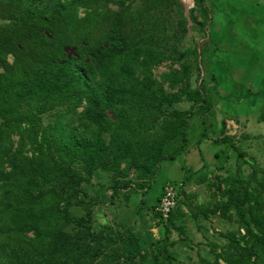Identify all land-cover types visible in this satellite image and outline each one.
Wrapping results in <instances>:
<instances>
[{"label":"rangeland","instance_id":"obj_1","mask_svg":"<svg viewBox=\"0 0 264 264\" xmlns=\"http://www.w3.org/2000/svg\"><path fill=\"white\" fill-rule=\"evenodd\" d=\"M204 1L207 13L196 0H164L147 10L142 0L23 2L25 7L46 12L63 2L67 5L71 29L84 33L94 31L96 35L109 31L104 26L103 13L124 12L128 22L121 34L129 44L140 48V59L146 58L145 52L150 50L156 55L145 73H140L142 68L136 67L137 75L155 79L177 98L171 107L155 114L149 122L135 124L141 139L149 141L160 137V126L171 116L169 111L190 112L186 126L187 147H193L190 154H195L197 160L191 166L184 162L182 155L174 162L161 160L148 168H136L129 158H119L115 172L96 165L87 177L82 162L73 164L85 180L79 184L78 192L67 198L72 215L83 216L90 207L92 228L104 232L110 239L105 243L110 246L121 243L118 238L121 233L133 232L141 244L145 264H156L154 257L160 264H244L238 253L246 239H250L243 221L255 233L264 234V99L254 105L245 102L246 97L255 94L251 87L255 77L264 79V37L259 38L258 31H253L252 39L239 38L240 45L228 49L223 45L236 41L225 33L231 27L224 24L218 28L215 21L209 27L211 37L216 34L222 38V51L216 52V58L226 64L225 70L219 69L220 63H217L212 75L219 77L218 84L227 86L231 93L221 95L220 86L215 85L206 69V57L214 47L208 26L212 12L219 8L216 0ZM9 23L0 18V26ZM241 30L250 34L240 25L233 27L235 35ZM8 58L12 60L11 56ZM84 106L83 99L65 95L49 98L43 109L32 106L31 110L23 104L20 110L23 116L36 120L37 124L25 119L17 124L2 116V129L10 126L16 129L10 132L9 140L6 139L1 148L16 153L23 168L27 167L28 158L41 156L38 148L43 149L46 141L53 150L52 126L57 117L64 116L70 127L84 132L81 118ZM243 112L246 115H242ZM110 119L113 118L110 116ZM220 137H227L228 142L215 147L210 139ZM231 143L243 151L241 158L237 157ZM180 144V137L165 141L163 153H171ZM215 148L219 149L216 157L212 152ZM2 168L10 170L6 160L0 162ZM166 181L181 185L172 214L164 221L154 210V204ZM114 182L120 183V187L111 193ZM125 184L128 186L123 188ZM65 191L66 196L69 190ZM238 204L242 219L236 211ZM229 257L233 261H229ZM253 261L264 264V246L258 248V256H252L246 264ZM126 262L119 256L115 261L102 259L101 264Z\"/></svg>","mask_w":264,"mask_h":264},{"label":"trees","instance_id":"obj_2","mask_svg":"<svg viewBox=\"0 0 264 264\" xmlns=\"http://www.w3.org/2000/svg\"><path fill=\"white\" fill-rule=\"evenodd\" d=\"M163 1L142 0V4L147 10ZM23 2L0 0V18L10 22L0 26V118L37 124L23 116V104L31 110L32 106L43 109L49 98L65 95L85 101L81 112L84 132L70 127L64 116L57 117L52 126L53 150L46 141L43 149L38 148L41 156L28 158L23 168L16 153L1 148L16 127H0V162L6 160L10 166V170L0 169V264H101L102 259L115 261L119 256L124 257L125 264H145L133 232L121 233V243L110 246L105 243L110 240L105 233L92 228L90 207L83 216L72 215L67 198L78 192L85 180L73 164L82 162L83 172L89 177L96 165L115 172L119 158H129L136 168L173 160L188 146L190 112L169 111L171 116L160 126V137L141 139L135 124L149 122L177 98L155 79L137 75L136 67L145 73L156 55L150 50L140 59V48L129 44L121 34L128 22L124 12L103 13L109 31L96 35L94 31H73L63 2L47 12L25 7ZM196 2L206 11L204 0ZM176 137L181 144L171 153H163L165 141ZM212 140L228 142L227 137ZM231 147L238 158L243 156L234 143ZM119 184L113 183L111 193ZM65 189L69 190L66 196ZM236 211L242 219L239 204ZM243 222L250 240L246 239L238 254L246 264L252 256H258V248H263L264 234L255 233ZM154 261L160 264L157 257Z\"/></svg>","mask_w":264,"mask_h":264},{"label":"crops","instance_id":"obj_3","mask_svg":"<svg viewBox=\"0 0 264 264\" xmlns=\"http://www.w3.org/2000/svg\"><path fill=\"white\" fill-rule=\"evenodd\" d=\"M219 9H216L212 12V17L208 26V35L214 42V47L210 49L211 53L206 57L207 58V75L214 77L215 75H212L215 71V67L217 63H220V67H218L221 70H225L226 64H223L221 61H219L218 58H216V52L220 51V46L222 45V38L218 35H213L211 37V33L209 30V27L213 24L215 21L216 26L218 28L223 27L224 24H228L230 30L225 31L227 35L230 36V39L232 41L235 39L236 41L234 43L229 45H223L225 48H231L232 46H238L240 45V39H252L253 34H255L253 31H258L260 34L259 38L263 35L264 37V0H216L214 1ZM235 25H240V27L245 31H250L249 35L245 34L244 31L241 30V33L238 32L237 35L233 33V27ZM215 46L218 48L215 49ZM209 51V52H210ZM222 51V49H221ZM222 53V52H221ZM220 55V54H219ZM218 57V56H217ZM215 63V65H214ZM256 78V79H255ZM254 84L251 83V87H254L253 91H255V94H251L250 96L245 98V102L247 104H253L263 101L264 99V79L257 80V77H255ZM261 77H259L260 79ZM218 78L214 77L215 85L220 88L221 95H228L231 92H229L227 89V86H221L218 84ZM219 85V86H218ZM251 90V89H250ZM257 101V102H256ZM242 115H246L245 112L242 113ZM257 116V115H256ZM264 121V120H263ZM211 142L215 147L220 146V142H213L212 139H210ZM203 142H201L202 144ZM193 149L192 146L187 147L185 150H182L180 153H177L175 159L169 160L171 162H174L177 160L178 156H183L182 159L185 163H188V166H191L192 163H195L197 160L194 159L195 154H190V150ZM219 149L215 148L212 149L213 156H215V153H217ZM200 153V150H199ZM210 156V155H209ZM201 160H203V156L201 157ZM183 169V167H181Z\"/></svg>","mask_w":264,"mask_h":264},{"label":"built area","instance_id":"obj_4","mask_svg":"<svg viewBox=\"0 0 264 264\" xmlns=\"http://www.w3.org/2000/svg\"><path fill=\"white\" fill-rule=\"evenodd\" d=\"M180 185V182L166 181L163 185L161 195L154 205V210L164 221L169 218L176 204V197Z\"/></svg>","mask_w":264,"mask_h":264}]
</instances>
